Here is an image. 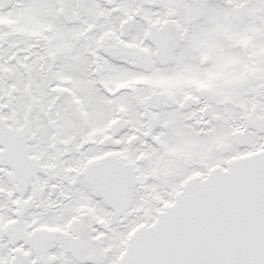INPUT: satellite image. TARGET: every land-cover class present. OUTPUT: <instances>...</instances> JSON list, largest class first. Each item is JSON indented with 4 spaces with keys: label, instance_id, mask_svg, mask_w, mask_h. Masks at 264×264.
Returning a JSON list of instances; mask_svg holds the SVG:
<instances>
[{
    "label": "snow or ice",
    "instance_id": "6c2138e0",
    "mask_svg": "<svg viewBox=\"0 0 264 264\" xmlns=\"http://www.w3.org/2000/svg\"><path fill=\"white\" fill-rule=\"evenodd\" d=\"M0 264H264V0H0Z\"/></svg>",
    "mask_w": 264,
    "mask_h": 264
}]
</instances>
